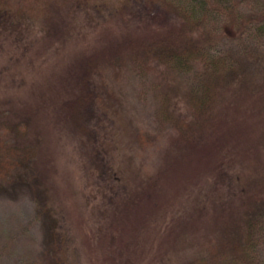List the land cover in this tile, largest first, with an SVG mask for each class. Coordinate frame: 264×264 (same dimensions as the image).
<instances>
[{"label": "rangeland", "instance_id": "374dc122", "mask_svg": "<svg viewBox=\"0 0 264 264\" xmlns=\"http://www.w3.org/2000/svg\"><path fill=\"white\" fill-rule=\"evenodd\" d=\"M254 1L240 0V10L250 13ZM6 2L0 264H202L234 237L250 199L264 193V63L221 89L211 126L196 124L188 75L156 62L114 73L105 56L127 35L147 41L167 26L157 3ZM91 53L101 59L92 80L96 139L86 144L63 121L60 102ZM157 85L185 132L156 120ZM236 183L252 185L246 203L231 200ZM259 238L264 264V232Z\"/></svg>", "mask_w": 264, "mask_h": 264}, {"label": "trees", "instance_id": "16d2710c", "mask_svg": "<svg viewBox=\"0 0 264 264\" xmlns=\"http://www.w3.org/2000/svg\"><path fill=\"white\" fill-rule=\"evenodd\" d=\"M70 1L78 6L93 7L96 2ZM154 3L161 9L159 20L167 26L147 41L131 35L115 41L107 47L106 59L112 69H118L114 73L126 68L147 71L156 62L188 75V109L198 120L196 124L210 125L216 116H220L216 108L221 89L241 80L248 67L264 63V0H255L250 13L240 10V0H145L140 8L142 10L148 4L153 7ZM9 12L6 0H0V15H8ZM172 15L177 22L169 20ZM222 39L234 43L230 47H220ZM100 59L97 53L87 55L71 90L60 102L63 121L71 132L77 133L81 143L86 144H92L96 139V93L92 80L98 72ZM259 73H264V67H260ZM155 89L158 99L156 120L173 121L180 131L184 129L186 121L176 119L170 109L168 94L159 85ZM98 162L102 163L100 158H97ZM236 185L238 188L234 187L233 194L230 193L231 200L236 198L233 200L235 205L236 201L246 203L252 185ZM249 204L246 215L239 216V221H236L241 226L231 233H236L234 237L221 241L218 248H212L207 258L201 260L202 264H257V251L262 241L259 235L264 232V193L262 197L256 196L253 203L250 199Z\"/></svg>", "mask_w": 264, "mask_h": 264}]
</instances>
